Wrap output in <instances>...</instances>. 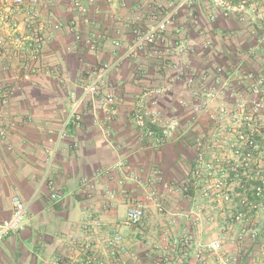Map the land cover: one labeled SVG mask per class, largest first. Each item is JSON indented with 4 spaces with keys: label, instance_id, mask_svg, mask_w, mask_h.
Masks as SVG:
<instances>
[{
    "label": "crops",
    "instance_id": "crops-1",
    "mask_svg": "<svg viewBox=\"0 0 264 264\" xmlns=\"http://www.w3.org/2000/svg\"><path fill=\"white\" fill-rule=\"evenodd\" d=\"M155 2L164 0H117L113 4L84 0V12L79 14L72 9V0H59L50 12L61 27L45 28L39 64L27 76L11 66H0V91L10 92L2 107V123H15V128L0 139V224L11 215L13 196L29 204L26 228L0 242V264L47 263L66 251L70 237L86 236L82 228L89 217L100 223L101 234L116 231L123 237L126 252L119 256L122 261L118 264H154L166 252L170 264H199L194 256L196 244L223 236L232 239L240 231V225L226 222L221 209L202 199L201 188L198 190L202 183L191 177L194 145L206 136L210 124L187 121L182 107L188 100L184 80H176L171 69L178 64L188 71H208L212 76L218 65L241 62L247 71L263 66L264 50L254 49L258 43L248 36L249 26L223 18L210 0H197L193 9L182 12L169 29V39L178 30L187 46L181 56H170L163 63L144 52L122 62L119 71L110 76L103 94L112 93L124 100L113 120L107 122L101 112L84 104L79 108L80 120H70L65 126L75 96L90 80V67L114 61L131 44L132 36L122 26L123 20L132 14L146 17ZM40 14L45 20L49 13L41 9ZM190 14L198 21L197 28ZM211 15H215V22L209 21ZM257 31L264 33V27L257 26ZM75 34L95 40L97 48L91 51L76 42ZM207 40L210 47L206 51L203 45ZM115 42L119 46H114ZM167 84L172 91L159 105L169 115L184 117L183 128L175 140L149 148L132 121V112L145 88ZM56 143L58 150L49 176L55 190L65 195L60 202L50 199L47 186H38L47 151ZM117 162L127 168L105 172ZM187 178L191 180L188 194H164L158 203L149 199L148 192L153 187L160 189L161 181ZM134 202H141L145 208L137 227L126 224L127 210ZM197 208L202 210L199 216ZM252 222L259 226L260 234L264 233L263 209ZM184 237L191 239L185 255L181 253ZM263 242L260 237L237 247L229 241L224 249L238 253L239 264H264ZM102 252L113 263L116 256L111 257L103 248ZM204 257L206 264H221L214 256L205 253Z\"/></svg>",
    "mask_w": 264,
    "mask_h": 264
},
{
    "label": "built area",
    "instance_id": "built-area-1",
    "mask_svg": "<svg viewBox=\"0 0 264 264\" xmlns=\"http://www.w3.org/2000/svg\"><path fill=\"white\" fill-rule=\"evenodd\" d=\"M59 0H0V66H11L20 75L27 76L36 64H39L45 43V28L59 30L60 23L55 21L50 12ZM72 0V9L79 14L84 12L82 2ZM93 4L94 0H86ZM115 3L117 0H107ZM197 0H164L155 2L153 9L142 18L132 14L123 20L122 26L132 36V42L123 54L110 63L90 67V80L75 96L70 122L80 120L79 108L90 104L92 110L101 112L107 122L117 114V106L124 102L122 97L112 93L103 94L107 80L119 71L125 60L137 58L147 53L156 60L166 63L170 56H181L187 46L175 31L173 39L168 38V31L176 25L180 14L190 12ZM223 18L234 19L244 23L248 36L264 50V33L257 31V26L264 27V0H210ZM49 14L43 20L40 10ZM193 27L199 23L190 14ZM215 22V15L209 17ZM46 25V26H45ZM203 33L202 30H199ZM75 41L83 43L89 50L97 48L96 41L80 34H75ZM114 46H119L118 42ZM210 42L203 45L208 50ZM253 46L250 54H254ZM176 80H184V89L188 100L182 102L185 115L190 124L205 120L210 124L205 137L198 139L194 145V163L191 177L202 183L200 193L208 204L221 209L223 219L229 224L240 225L238 234L229 239L218 237L203 244H196L194 256L199 264H206L204 254L216 257L221 264H239L241 256L225 251L227 242L242 247L247 242H255L260 236V229L252 220L262 208L264 200V64L257 71H247L241 62L229 66L214 67L213 75L208 71H188L183 66L174 64ZM172 91L171 84L145 88L139 96L132 112V121L140 129V137L149 148H160L180 135L184 117L169 115L159 105V101ZM9 91H0V139L6 137L15 128L14 122L2 123V107L6 104ZM63 136V130L58 139ZM56 143L47 151L46 168L38 186L50 189L52 201L60 202L65 195L55 190L49 173L58 150ZM263 165V166H262ZM127 168L123 162H117L105 169ZM87 183L86 179L82 180ZM245 185H249L247 189ZM160 189L153 187L148 192L149 199L158 203L164 194H188L191 180L159 183ZM112 197V196H111ZM10 217L0 224V242L9 235L18 234L26 228L29 204L18 196H13ZM213 208V207H212ZM197 215L201 209L197 208ZM145 208L141 202H134L126 213V224L137 227L144 218ZM198 218V217H197ZM85 237H70L68 248L64 253L52 258L45 264H118L119 256L125 254L123 237L119 232L103 235L101 225L88 218L82 228ZM95 237V240L91 239ZM190 237L181 241V250L186 254ZM102 248L116 256L113 263L107 260ZM264 253V242L262 245ZM168 253L159 256L154 264H170Z\"/></svg>",
    "mask_w": 264,
    "mask_h": 264
},
{
    "label": "rangeland",
    "instance_id": "rangeland-1",
    "mask_svg": "<svg viewBox=\"0 0 264 264\" xmlns=\"http://www.w3.org/2000/svg\"><path fill=\"white\" fill-rule=\"evenodd\" d=\"M164 111H165V110H164ZM194 155H195V151H194ZM261 161H262V164H264V158H263ZM262 166H263V165H262ZM198 181H199V180H198ZM197 186H199V185H197ZM245 187H246L247 189L250 188L249 185H247V186L245 185ZM200 188H201V187H199L198 190H199ZM262 205H263V206H262L261 209H263V211H264V200L262 201ZM260 237H262V238L264 239V233L260 234L259 238H260ZM259 238H258V239H259ZM258 239H257V240H258Z\"/></svg>",
    "mask_w": 264,
    "mask_h": 264
}]
</instances>
